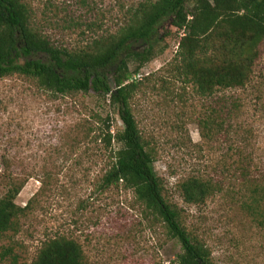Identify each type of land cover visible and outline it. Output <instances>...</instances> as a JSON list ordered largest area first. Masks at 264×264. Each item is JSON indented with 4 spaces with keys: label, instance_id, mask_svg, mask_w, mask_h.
I'll return each mask as SVG.
<instances>
[{
    "label": "rangeland",
    "instance_id": "374dc122",
    "mask_svg": "<svg viewBox=\"0 0 264 264\" xmlns=\"http://www.w3.org/2000/svg\"><path fill=\"white\" fill-rule=\"evenodd\" d=\"M24 1L44 35L73 49L117 33L138 5L152 0ZM167 31L158 32L153 60L135 73V64L129 68L131 80L140 83L130 107L154 150V170L215 264H264V226L240 210L237 184L227 177L222 192L200 206L184 203L177 190L191 175L214 176L228 166L232 147L264 179V51L246 87L201 96L168 73L181 35ZM220 112L222 135L207 142L200 123L216 120ZM103 121L112 132L122 129L116 107L99 97L56 95L28 77L0 79V199L11 182L23 183L15 204L24 209L18 231L0 239V264H11L3 248H12L18 264H27L43 241L59 236L80 244L87 264H171L181 252L132 191L103 184L118 148L105 149L99 137ZM89 124L96 131L85 138Z\"/></svg>",
    "mask_w": 264,
    "mask_h": 264
},
{
    "label": "trees",
    "instance_id": "16d2710c",
    "mask_svg": "<svg viewBox=\"0 0 264 264\" xmlns=\"http://www.w3.org/2000/svg\"><path fill=\"white\" fill-rule=\"evenodd\" d=\"M168 28L179 37L177 52L168 73L191 85L201 96L251 83L264 51V0H152L138 5L117 33L93 39L70 49L53 43L36 27L33 10L24 0H0V79L28 77L37 85L61 96L93 95L116 107L122 129L100 128L105 149L115 144L113 161L103 184L121 185L177 241L181 252L171 264H215L208 246L189 231L184 210L165 195L164 184L154 170L155 153L141 134L130 103L138 90L134 73L157 56L158 32ZM236 106L234 105V109ZM227 110L225 114L230 113ZM224 112L216 120L200 123L201 136L213 142L222 135ZM85 138L94 133L85 127ZM98 141L93 137L92 142ZM214 176L191 175L177 184L184 203L200 206L221 193L225 180L238 186L243 198L240 210L264 226V179L239 148H229ZM219 173V174H218ZM231 176V177H230ZM228 177V178H227ZM228 179V180H229ZM229 184V183H228ZM23 183L11 182L0 199V239L18 231L24 209L15 204ZM2 255L18 264L12 248ZM27 264H87L80 244L59 236L43 241Z\"/></svg>",
    "mask_w": 264,
    "mask_h": 264
}]
</instances>
